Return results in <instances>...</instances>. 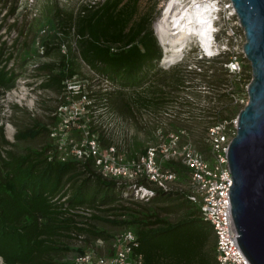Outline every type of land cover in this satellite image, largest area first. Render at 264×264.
Listing matches in <instances>:
<instances>
[{
	"label": "trees",
	"instance_id": "obj_1",
	"mask_svg": "<svg viewBox=\"0 0 264 264\" xmlns=\"http://www.w3.org/2000/svg\"><path fill=\"white\" fill-rule=\"evenodd\" d=\"M58 3L57 0L48 9L45 17L46 21L55 23L53 36L58 39L71 34L75 36L82 61L112 86L103 91L88 92L93 104L108 106L112 99L123 114L131 115L137 112V106L147 107L146 81L152 77L153 64L159 62L163 54L153 27V11L141 12L139 0H93L78 10L66 9ZM40 6L44 8L45 4ZM41 16H36L39 21L33 27H40ZM4 24L0 23V28ZM4 46L5 42L0 44V87L3 89L9 88L16 78L14 69L7 67L13 51L1 56ZM50 46L47 44V52ZM228 58V52H219L212 57V66L204 68L198 75L203 86L210 91L206 94L208 102L200 105L203 112L208 110L205 113L208 117L202 116L198 120L204 122L207 119L206 127L212 123L209 114L213 108L217 110L218 119H231L242 107L235 98L247 83L243 71L245 65L241 61V69L231 73L232 88L229 90V79L223 76L229 72L223 65ZM53 64L40 65L49 72L41 85L64 90V79L76 73L74 61L63 53L57 68ZM184 69L188 68L177 67L173 74L167 75L173 80L171 85L179 88L182 80L195 76L182 73ZM137 86L142 89L136 91ZM178 102L179 109L185 107L183 100ZM189 106L197 107L186 100V107ZM194 119L198 118L182 121L192 122ZM94 122L95 118H90L87 124L90 132H99L106 144L109 141L106 133ZM44 131L50 136L51 129L39 123L33 134ZM204 133L207 132L197 134L193 139L201 150L207 151L209 143ZM33 134L26 129L18 130L16 138ZM178 135L181 139L188 136L187 133ZM13 145L0 125V256L4 264H72L70 257L58 259L57 254L83 248L71 245L67 239L81 238L88 242L103 237L109 240L114 234L95 223L100 219L135 231L139 240L135 249L143 253L144 264H218L212 246V225L201 217L200 209L194 203V207L186 205L185 217L174 222L164 220L150 205L132 201L139 204V208L122 202L121 199L129 195L125 194L123 186L96 173L86 162L74 158L62 160L52 137L40 147H27L21 152L10 147ZM176 193L186 195L184 191L158 189L143 200L159 202L174 197ZM197 220L205 221V225L185 226Z\"/></svg>",
	"mask_w": 264,
	"mask_h": 264
},
{
	"label": "built area",
	"instance_id": "obj_2",
	"mask_svg": "<svg viewBox=\"0 0 264 264\" xmlns=\"http://www.w3.org/2000/svg\"><path fill=\"white\" fill-rule=\"evenodd\" d=\"M205 2L209 4L212 18L214 52L208 54L200 43V60L188 66L193 75H200L204 67L212 65L213 56L219 52H228L229 58L223 65L229 73L238 72L241 69L240 56L244 57L242 46L245 34L233 3L231 0H197L195 4ZM87 66L94 71L89 64ZM73 76L64 79L65 89L68 86L69 92L79 91V96L82 97L79 102L85 101V107L93 98L88 94L85 80L72 82ZM231 88L232 86L229 90ZM192 101H195V97ZM246 101L247 97L244 103ZM64 104L66 103L60 105L58 124L50 131L58 156L62 160L74 158L86 162L96 173L113 180L117 185H122L125 194H129L126 197L130 196L131 200L148 198L158 189L184 191L187 198L199 207L201 217L212 225L217 263L251 264L236 240L238 233L231 215V172L227 148L236 131V117L218 119L217 110L209 114L213 120L207 126V151L197 148L191 141L179 144L178 132H167L168 141L133 151L123 137L108 129H104V132L109 141L104 144L99 132L89 130L87 124L91 116L84 118L85 121H80L84 125L80 131L87 128L84 130L85 136L78 141L70 137L68 128L72 124L71 120L61 114L66 106ZM76 105L78 107L77 100ZM198 116L204 115L199 111ZM95 241L100 246L109 242L110 247L104 252H98L95 248L76 252L70 257L72 264H144L143 253L135 249L139 240L132 228L124 227L114 232L109 240L98 237ZM0 264H4L2 256Z\"/></svg>",
	"mask_w": 264,
	"mask_h": 264
},
{
	"label": "rangeland",
	"instance_id": "obj_3",
	"mask_svg": "<svg viewBox=\"0 0 264 264\" xmlns=\"http://www.w3.org/2000/svg\"><path fill=\"white\" fill-rule=\"evenodd\" d=\"M56 1L57 0H0V23L5 22L0 28V44L5 42L4 53L1 56H5L8 51H13V56L7 62V67L14 69L16 72L15 81L9 88L3 89L0 87V125L4 127L5 136L14 142V145L10 147L21 152L27 147H40L44 144L52 137L51 133L49 136L46 131L39 135H34L33 132L39 123L46 124L49 129L52 130L58 124V118L60 117L59 111L61 109L60 105L63 103H66L64 104L66 106L63 108L61 114L70 118L72 124L68 128V131L70 137H74L77 141L85 136L84 130L87 129L85 128L80 131L84 126L80 121H85L84 118H88L89 116H91V119L95 118L94 124H97V127H101L103 131L104 129H108L116 133L117 136L123 137L133 151H139L141 148H145L151 144L156 145L168 141L167 134L151 131L153 127V123L151 122L152 114L146 111V109L138 110L134 115L123 114L116 105V102L112 99L109 100L108 106H102V103H98L90 106L86 105L84 107L85 101L79 102L82 98L79 96V91L69 92L68 86L67 89L59 91L55 88L41 85L43 79L49 72L47 69L40 67V65L51 62L54 63L53 67L57 68V63L62 58V54L65 53L67 59H72L74 61V66L76 68V73L72 77V82H79L81 79H84L85 83H87L88 92L103 91L106 88H112L106 79L102 78L95 70L92 71L84 60L82 61L75 36L71 34L64 39H58L53 36V33L56 32L55 23L52 22V20L46 21L47 18L45 17L48 15V9L53 7ZM90 1L93 0H58V4L66 9L73 8L74 10H78L83 4ZM165 3L166 0H139V9L141 12L153 11V27L159 42L160 37L156 23L161 16ZM41 4H45V7L41 8ZM13 5H15V7L11 13ZM42 14L45 15L41 16ZM36 16H41L40 18L42 19L39 28L33 27V24L39 21ZM59 34L61 33L59 32ZM189 37L190 38L187 37L186 39L185 48L182 50V53L171 57V59H176L175 63L190 64L200 60L198 57L200 40L197 38V35H190ZM47 44L48 46L52 45L50 46L49 52L46 51ZM160 44L163 54L159 62H162L164 58V47L161 42ZM240 58L245 65L243 71L247 76V83L237 95L238 105L242 106L247 97L246 86L251 78V67L245 57L241 55ZM223 76L229 79V85L231 87L232 74L226 72L223 73ZM140 89H142V87ZM196 93L197 92L194 90L191 92L195 97ZM209 93L210 91L205 89L201 93V98H198V101H201L202 104H206L209 100L206 94ZM177 95L179 96V94ZM74 99L75 101H72ZM76 100L78 102V107L76 105ZM70 102L73 103L69 104ZM173 109L179 113L176 117L172 118L173 123L170 125H182L183 121L179 116L182 114L180 111L183 110L179 109V105ZM198 111L200 110L198 109ZM200 112L203 113L204 117H208L207 114H205L208 110L205 112L201 110ZM232 117L235 118L236 116ZM179 118L181 120H179ZM199 118L194 119L195 121L192 120V122H184L183 124L193 125V127L197 129H203L208 124V120L205 119L204 122H198V120H200ZM25 129L26 132L30 131L33 135H25L22 138H16L17 131ZM200 133L202 132L187 133L188 136L186 138H177L178 143L183 144L187 141H191L197 148H200L193 139L195 135ZM204 135L207 142V133H204ZM52 141L54 142L53 138ZM182 179L185 178L182 177ZM176 195L178 197H176ZM176 195L166 200L153 203L138 198L136 200H131L130 196L123 197L121 201L139 208H141L140 205L132 201H138L143 206L150 205L156 209L162 219L174 222L187 215L186 205H194L188 200L186 195L182 193H176ZM93 209L94 208H92V210ZM97 212L109 217H114L102 211ZM95 223L98 226L106 227L112 232H117L124 228L101 219L95 221ZM202 224L205 225V221L197 220L185 226L197 227ZM67 240L66 242L76 247H82L83 249L95 248L98 252H104L110 247L109 242H105L104 245L100 246L95 239H91L88 242L81 238H71ZM214 245L215 238H213L212 246L214 247ZM82 250H69L63 254H57V257L58 259L62 257H73V254L81 252Z\"/></svg>",
	"mask_w": 264,
	"mask_h": 264
},
{
	"label": "water",
	"instance_id": "obj_4",
	"mask_svg": "<svg viewBox=\"0 0 264 264\" xmlns=\"http://www.w3.org/2000/svg\"><path fill=\"white\" fill-rule=\"evenodd\" d=\"M231 1L244 29L242 49L251 67L247 101L236 115L227 148L231 215L244 255L251 264H264V0Z\"/></svg>",
	"mask_w": 264,
	"mask_h": 264
},
{
	"label": "flooded vegetation",
	"instance_id": "obj_5",
	"mask_svg": "<svg viewBox=\"0 0 264 264\" xmlns=\"http://www.w3.org/2000/svg\"><path fill=\"white\" fill-rule=\"evenodd\" d=\"M186 67L188 69H184L182 71L184 74H189L192 76L193 71L189 68L188 64H181V63H163V62H155L153 64L152 71L150 72V77L147 79V90L149 96V104L147 107H140L137 106L138 110L146 109L149 113L152 114L151 122L153 123V127L151 131L153 132H178V133H195V132H207V127L205 128H195L193 125H185L181 124H172V118L176 117L179 113L175 111L173 108L178 107L180 103L179 100H183L184 106L183 108L180 107V111L182 112L181 118L184 119H193L199 118L198 116V109L201 111L200 105L202 104L200 99L205 89L208 87L203 86V82L201 78H198V75L195 77H189L185 80H182L179 88H176L175 85H171L173 80H169L167 75L173 74L177 67ZM212 66V65H210ZM209 67V66H207ZM206 68V67H204ZM167 77V78H165ZM142 86H137L136 91L140 90ZM204 89V90H203ZM196 91V97L191 94L192 91ZM179 94V96L177 95ZM199 96V97H198ZM195 97V101H192V98ZM186 100L190 102L192 105H196L197 107L189 106L186 107ZM199 106V107H198ZM193 109V110H192ZM197 109V111H196ZM212 111H216V108H213ZM213 120V119H212ZM150 121V119H149ZM191 122V121H189ZM169 124V125H167Z\"/></svg>",
	"mask_w": 264,
	"mask_h": 264
},
{
	"label": "bare ground",
	"instance_id": "obj_6",
	"mask_svg": "<svg viewBox=\"0 0 264 264\" xmlns=\"http://www.w3.org/2000/svg\"><path fill=\"white\" fill-rule=\"evenodd\" d=\"M197 0H166L156 23L167 63L173 55L182 53L187 37L197 35L208 54L212 46V18L208 3L195 4ZM196 37V36H195Z\"/></svg>",
	"mask_w": 264,
	"mask_h": 264
}]
</instances>
